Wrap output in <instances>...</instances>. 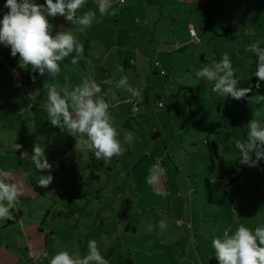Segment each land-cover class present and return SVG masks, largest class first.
Returning a JSON list of instances; mask_svg holds the SVG:
<instances>
[{
    "label": "crops",
    "instance_id": "crops-1",
    "mask_svg": "<svg viewBox=\"0 0 264 264\" xmlns=\"http://www.w3.org/2000/svg\"><path fill=\"white\" fill-rule=\"evenodd\" d=\"M217 1H220L223 6L226 3V0H124L123 3L110 0L111 8L109 12L101 16L99 11L101 0H85L84 6L77 11V15L80 16L83 12L90 10L95 12L96 19H94L92 26L84 32L77 31V26L71 21H66L64 17L46 15L53 37L62 31L70 32L85 48L84 58L80 59L78 64L73 65L71 63V56L64 59L66 61L65 65L60 66L61 71L55 79L65 81L63 74L73 72L68 75L72 83H81L84 79L95 80L96 83L102 82L107 79V75L110 73L109 69L114 70L116 67L112 63L117 62L118 66L125 68L131 66L136 81L140 82L139 71H141L143 65L141 46L145 41L151 42L152 39L158 37L156 33L159 32L160 27L158 25L160 22L162 21L166 25L161 28L162 30L167 28L170 33H173L175 28L183 25L186 19V14L183 13V5L199 2L198 4H202L207 12L208 7H216ZM249 1L252 2V5H250L252 9L254 7L262 9L264 6V0ZM5 2L6 0H0V20L3 18V13L7 11L3 7ZM34 2L44 4L45 0H34ZM113 10H115V13L111 14ZM189 17L187 27H194L192 16ZM181 19L183 22H180ZM207 19V23H211L209 15H207ZM96 20L99 22H96ZM203 25L207 24L203 23L198 27L201 33L204 31ZM148 36L152 38H148ZM170 37L173 38V35L171 34ZM170 37L166 41L168 44L172 43ZM159 44L163 45L165 41L159 42ZM186 44L179 51H184L187 47ZM72 55H75V53ZM198 55L201 59L205 56L202 53ZM0 57L8 65H16L12 68L19 70L20 84L23 81L31 83L33 75H35L36 80L45 81V75L44 77L41 76L38 71L32 73L30 66L22 68L18 63L19 56L17 55L15 58L11 56L10 46L0 45ZM138 65L140 68H138ZM64 67H67L69 71ZM0 69L2 68L0 67ZM9 70L7 76L11 79L12 76ZM152 72L155 75L154 68H152ZM49 77L51 76L49 75ZM3 78L0 73L2 86H4ZM5 87L0 96V105L2 104L5 109L4 119H8L11 110L6 94L10 92V89L8 86ZM178 87L177 93L169 91V94L173 98H178L180 95L184 96L185 93L188 94V105L185 110L176 112L172 106L170 111L166 112L165 106L163 108L153 106L151 100L149 101V98L145 97V103L149 104L150 102L151 107H147L141 114L135 115L133 119H136L132 123L126 125L113 122L119 133L117 138L120 140L122 148L127 150L128 154L134 156L133 163L129 166H126V164L123 167V173L118 172L122 160L119 156H113L105 162L104 160H97L90 152L75 150L74 147L70 148L72 151L75 150L77 154H74V158L81 157V162L77 166L78 171H74L76 176L74 179L71 178V188H77V185L75 187V181L78 182L79 187H82L83 183L90 187L92 184L90 178L95 179L97 185L104 184L105 181L100 176L103 168L106 169L105 176L109 180V184L103 186V189L98 188V196L85 198L88 202L86 205H66L65 203L64 205H39V207H42L38 213L33 212L30 205H16L15 209L19 217L10 221H0V264H49L51 257L60 251H67L74 258H83L88 254L89 241L96 242L98 250L108 261V264H218L212 247L214 238H222L226 230H229V234H232L241 224L253 232L256 227H264V212L261 215L259 214L256 220H253L249 214V205L234 204V183L236 182H231L229 185L225 183H221V185L213 184L217 189L215 191L207 184L209 180L204 177L206 173L212 177L214 172L217 171L220 178L225 180L232 171L233 166L230 160L232 154L227 150L235 147V137L230 132L232 130L230 127H235V124L232 123L237 118H230L226 103L223 100L216 107H213L212 100L208 99L205 105H198L197 109L194 108V104H197L199 98L195 88L193 86L189 88ZM58 91L62 92V90ZM115 93L116 99L120 97L118 90ZM61 94L63 95V92ZM100 95L109 104L110 114L118 115L119 102L115 100L113 103V98L109 99L104 91H101ZM19 100L21 103L24 102L21 98ZM124 101L127 102L128 100ZM20 106H23V104H20ZM28 108H32L31 110L36 115L32 114ZM28 108L20 107L21 115H26L32 120L31 123L38 131L36 139H39L45 133L42 132L40 127L46 128L44 131H48L49 128L51 130L54 126H47L49 125L47 121L49 119L46 106L39 104L36 107L28 106ZM69 111H72L71 107H69ZM137 112L134 114H137ZM36 116L40 117V122L36 121ZM158 116L166 124L171 140L176 141L178 139V142H176V147L172 151L169 146L167 148L168 141L164 137V151L160 154H150L151 163L144 164V158L140 155L141 152L139 154L133 153L132 147L127 146L122 139L126 134L131 133L134 137L132 145L138 137L145 141L152 139V144L157 143L162 133L157 128V126L160 127L161 123ZM43 117H45V121ZM176 121L178 125L175 128ZM8 132L9 130L6 133ZM50 135L52 134L50 133ZM19 139L22 141L23 137ZM62 139L64 141L69 140L70 143L68 144H72V146H74L73 142H76L70 134L67 139ZM209 145L217 148V158L212 159V161ZM18 152L22 153L23 150ZM172 152L174 156H172ZM181 154L186 157L181 156ZM156 158H160V167L164 172L157 184L149 185L147 183L149 169L153 164L156 165ZM163 159H166V163H163ZM72 161L73 159L70 163ZM89 163H92V165ZM112 164H114V167H112ZM244 169L242 165L243 172L239 174V177L245 174ZM10 172L15 173L18 171ZM2 173V170H0L1 175ZM24 173H28L30 187L31 183L35 182L33 174L35 177H40L38 171L30 165L24 170ZM46 173L44 172V175ZM202 176L203 181L200 180ZM96 181L93 183L94 186ZM136 187L150 189L156 194H172V192H175L179 198L177 202H169V205H162L159 208L161 212L163 211L162 215L166 225L163 228L164 233L161 235L159 232L156 234H143L138 228L133 230L134 237L151 238L152 241L150 242L156 244L154 247H151L152 244L146 246L147 250H144V253H139L138 250L134 249L133 238H129V232L131 231L129 226L126 229L125 236L126 240L130 239V241H125L127 245H123L120 237L116 235L117 230H107L108 228L104 225L108 219L106 216L108 214L107 210L116 212L111 208L112 205L102 204L105 199V190L108 191V194L114 195L122 189ZM203 188L210 197L208 196L203 201L196 199L197 202L195 203L187 201V196L190 197L193 193L198 194L199 191L202 193ZM53 191L49 193H53ZM225 197L228 198L229 202L224 200ZM245 199L248 200V198ZM9 211L14 214L13 208ZM24 211L32 212L35 217H40L41 214L45 215L42 222L38 223L37 220L29 221L28 219L32 216L26 218ZM179 221L181 222L180 228L177 226ZM73 223H75V226H73ZM111 251L112 253H109ZM30 252H44L47 253V256L39 261H29L27 254ZM138 255L141 257L139 258Z\"/></svg>",
    "mask_w": 264,
    "mask_h": 264
},
{
    "label": "rangeland",
    "instance_id": "rangeland-1",
    "mask_svg": "<svg viewBox=\"0 0 264 264\" xmlns=\"http://www.w3.org/2000/svg\"><path fill=\"white\" fill-rule=\"evenodd\" d=\"M198 3L183 5V13L186 14V19L183 25L175 28L173 33H170L167 28L162 30L161 28L166 25H164L161 21L158 25V27H160L159 32L156 33L158 37L154 40L152 39L151 42L145 41L143 46H141L143 65L141 67V71H139L140 82L136 81L135 73L131 66L125 68L123 66H118L117 62L112 63V65L115 64L116 67L114 70L109 69L110 73L107 75L106 79L112 80V83L106 85L100 81L97 82L102 91L108 95V98H113V103L115 100L119 102V114L111 115L115 124L128 125L132 123L136 119H133L135 115H139L145 111L144 109L151 107V103L155 106L156 101L161 102L163 106H165L166 112L170 111L172 106L176 112L185 110L188 105L187 100L189 95L185 93L184 96L180 95L178 98H173L169 94V91L177 93L179 88L178 86L185 88L193 86L195 88L199 98L197 99V104H194V101L192 103L196 109L198 105H205L208 99L212 100L213 107H216L217 104L223 100V102L226 103V109L228 110L230 118H237V120L232 123L233 125L235 124V127H230V129H232L230 132H232L235 137V143L237 140L243 141L246 139L247 125L254 118V112L260 113V116L257 117V119L264 123V83L261 84L259 89L255 88L254 85L257 78L252 75L256 70L258 56L254 53H248L245 51L246 46L252 42H259L260 46L264 47V6L262 9H257V7L252 9L250 7L252 2L249 0H226L224 6L220 1H217L216 7H208V11L206 12L203 5ZM190 15L192 16L194 29L200 38L199 43L192 42L188 33L189 27H187V22L190 19ZM207 15L210 16L209 20L211 23H207ZM137 19L139 20V18ZM180 22H183L182 19ZM203 23H206L207 25H203L204 31L201 33L199 32L198 27ZM171 34L173 35V38L170 37ZM168 36L171 38L170 40H172V43H166L167 38H169ZM148 38L152 37L148 36ZM162 41H165V44H159V42L162 43ZM184 44L187 45L185 50L179 51V49L185 46ZM176 45L179 49H175ZM199 53L205 54L203 59L199 57ZM225 53L229 55L235 75L240 81L238 87L252 88V91L249 93V97L253 98L251 103L247 100L237 101L231 97H221L212 91V84L210 82H207L204 79H198L195 76V72L203 65H210L213 62H219ZM65 62V60L59 62L60 66L62 67L65 65ZM155 62H158L159 66L155 68L154 75L152 68ZM12 66L16 65H8L0 57V67L2 68L0 69V73L4 77V86L0 83V96L2 95V91L6 88L5 86H8L10 92L6 94V99H8L7 101L9 102L11 110V113L8 115V119H4L5 109L2 104L0 105V170H2V172L18 171L20 174L15 172L8 178H5L0 174V180H4L6 183H17L18 186L20 185L23 190V195L20 197V202L17 205H30L33 209L32 211L35 213H38L41 210L42 206L39 207V205H64V203L66 205H86L88 202L85 198H89V196H98V188L103 189V186H107L109 184V180L105 176L106 169L103 168L100 174L102 179L105 181L104 184L97 185V181L90 178L92 181V184L90 183V187L86 183H83L82 187H79L78 182L75 181V187L77 185V188H71V178H75L76 175L74 171H78L77 166L81 162V157L78 156L74 158L73 156H75L74 154H76V152L75 150L72 151L70 149L72 147L75 148L76 142H73L74 146H72V144H68L70 143L69 140L64 141L62 138L67 139L69 136L67 129L65 128L62 132L60 128L55 126L51 130L49 128L48 131H44L46 128L44 129L40 127L42 132L45 133H43L42 136L40 135L41 137L39 139H36L38 131L31 123L32 120L29 117L21 115L20 109V107H36L39 104L46 106L47 89L44 87L45 83L49 85L55 84L57 86V90H62V96L73 90L81 83H72V81H70L71 79L68 75H71L73 72L63 74L65 81L57 79L53 80V78L49 77V74L45 72L44 82H41L40 80H35V82L32 80L31 83L23 81L19 86H14L13 79L8 78L7 76V71L9 69L10 74L12 69H17L12 68ZM138 68H140L139 65ZM64 69L69 71L67 67H64ZM121 69H123V71H121ZM74 73L76 74V72ZM122 76H127L129 85L138 89L141 93V98H139L141 100H138L137 114H134L135 112L132 107V102L137 101V99H133L131 94L125 88L116 87L117 82ZM117 90L120 97L116 99L115 91ZM37 91H39V95L36 94ZM145 97L149 98L151 103L149 102V104H146L144 100ZM19 98L23 99L24 102L21 103ZM126 99L128 100L127 102L124 101ZM20 104H23V106H20ZM31 109L32 108H28L32 114H35ZM155 113H157V111H155ZM35 119L37 122H40V117L36 116ZM43 120L45 121V117H43ZM47 121L49 124L47 126H52L50 121ZM159 121L161 122L160 127L156 126L160 129V133L161 131L162 133L157 143L152 144V139L145 141L140 139V137L137 138L133 145L132 142L125 143L130 148L132 147L131 149L133 153L139 154L141 152L140 155L144 158V164L151 163L150 154H160L164 151V137L168 141L167 148L169 146L172 151L176 147V142H178V139H176V141L171 140L169 132L166 129V124L161 119H159ZM147 123L149 124L150 122ZM177 125L178 122L176 121L174 127L176 128ZM8 130L9 132L6 133ZM50 133L52 135H50ZM19 136L23 137L22 141L19 139ZM122 141H124V138ZM14 143L21 144L22 147L20 150L27 152L29 155L33 154V146L35 144H40V146L44 149V155L47 157L48 162L52 165L51 172L48 170H37L31 160H20L19 156L21 153L15 152L12 148ZM227 152L232 154L230 160L233 166V169L227 178H231L230 174L234 173L235 178H231V182H236L234 183V204L242 203V205H249V214L253 220H256L258 215H261L262 212H264V160H261L256 168H249L248 166L243 165L245 168V174H243L242 177H239V174L243 172L242 164L239 162V150L232 147L228 149ZM172 156H174L173 152ZM181 156L186 157L183 154H181ZM119 158L122 160L118 167V172L123 173V167H125L126 164V166L132 164L134 156L133 154H128L127 150H125ZM72 159L73 161L70 163ZM162 161L163 163H166V159H163ZM155 163L160 166V158H156ZM29 165L38 171L40 174L39 176H44V172H47L49 175H52V177L58 180L59 185L53 193H47L45 196H40L32 192L28 181L29 179L27 177L28 174L26 175L24 173V170ZM90 165H92V163ZM112 167H114V164H112ZM139 172L143 173L142 171ZM217 174V171H215L213 175L214 177H211L208 173L204 176L207 180H209L207 181V184H209V186H211L215 191L217 189L213 186V184L221 185L220 180H218V182H214ZM33 177L35 181L38 180V177H35L34 174ZM200 180H204L203 176ZM94 181H96L95 186L93 185ZM116 193L117 194L111 195L108 194L107 190H105V199L102 201L103 205H112L111 208L116 210V212L107 210L108 214L106 216L108 219L104 224L105 227L108 228L107 230H117L116 235L120 237L123 245H127L125 243V241H127L125 234L126 229L129 226L131 230L129 232V238H133V247H135L134 249L138 250L139 253H144V250H147L146 246L148 245L151 246L152 244L153 246L151 247L156 246V244L150 242L152 241L151 238L143 239L140 237H134L133 230L138 228V230L143 234H156L159 232L161 235L164 233V229L160 227V221H164V217L162 215L163 211L161 212L159 208H161L162 205H169V202H177L179 199L177 193L172 192V194H156L150 191V189L143 187L125 190L122 189ZM208 196L210 197V195L203 188L202 193L199 191L198 194L193 193L190 197L187 196V201L195 203L197 202L196 199L203 201L207 199ZM245 198H248V200ZM224 200L229 202L226 197ZM104 201L106 202L105 204ZM5 204H7V202H5ZM15 208L16 207L13 208L14 214L12 215L15 218H18L19 215L17 214ZM24 214L26 215V218L32 216V218L28 219L29 221L37 220L38 223L42 222L45 215L41 214L40 217H35L33 213L29 211H24ZM73 226H75V223H73ZM177 226L180 228L178 223ZM128 241H130V239ZM33 253L43 254L44 252ZM138 257L140 258L141 256L138 255Z\"/></svg>",
    "mask_w": 264,
    "mask_h": 264
},
{
    "label": "clouds",
    "instance_id": "clouds-1",
    "mask_svg": "<svg viewBox=\"0 0 264 264\" xmlns=\"http://www.w3.org/2000/svg\"><path fill=\"white\" fill-rule=\"evenodd\" d=\"M120 2L123 3V0ZM84 4L85 0H45L44 4L35 3L34 0H6L3 7L7 11L0 20V45L10 46L11 56H19L18 63L22 68L30 66L32 73L38 71L41 76L47 72L55 80L61 71L59 62L71 56V63L78 64L84 58L85 48L70 32L62 31L53 37L46 15L64 17L66 21L77 26V31L84 32L96 19L95 12L90 10L77 15V11ZM110 8V0H101V16L108 13ZM114 13L115 10L111 14ZM245 51L258 56L256 70L252 75L257 78L254 87L259 89L264 83V47L259 42H252L246 46ZM195 76L210 82L212 91L221 97H231L237 101L247 100L249 103L253 99L249 97L251 87H238L240 81L227 53L223 54L219 62L203 65L195 72ZM32 80L35 82V75ZM102 83L111 84L112 80H104ZM44 87L47 89L46 107L50 124L60 128L62 132L67 129L68 134L76 140L75 150L90 152L97 160L105 162L113 156L123 154L125 149L117 138L119 133L113 126L109 104L100 95L102 89L95 80L84 79L64 96L55 84L50 86L45 83ZM116 87L125 88L133 99L141 98L139 90L129 85L127 76H122ZM36 94L39 95V91ZM69 107L72 111H69ZM259 116V112H254V118L247 125L246 139L237 140L235 143V148L239 150L240 164L249 168L258 167L259 162L264 160V123L257 119ZM133 138V134L128 133L124 136V142L131 143ZM21 147L18 143L12 145L15 152ZM19 159L31 160L39 171L52 170L40 144L33 146L32 155L22 152ZM163 172L159 164L153 165L149 169L147 183L157 184ZM2 175L8 178L12 173L4 171ZM52 180V175L40 176L37 185L47 188ZM22 195L20 185L0 180V221L15 219L9 210L20 202ZM160 227H166L163 220L160 221ZM88 247V254L83 258H74L67 251H60L51 257L49 264H108L95 241H89ZM212 247L218 264H264V227H256L253 232L241 224L232 234L226 230L222 238H214Z\"/></svg>",
    "mask_w": 264,
    "mask_h": 264
},
{
    "label": "built area",
    "instance_id": "built-area-1",
    "mask_svg": "<svg viewBox=\"0 0 264 264\" xmlns=\"http://www.w3.org/2000/svg\"><path fill=\"white\" fill-rule=\"evenodd\" d=\"M117 1L120 2V0H117ZM123 2H124V0H123ZM188 33H189V36L191 37V41L192 42H194V43H199L200 42V38L198 37L197 32L195 31V29H194L193 26H190L189 27ZM175 49H179V47L176 45L175 46ZM158 66H159L158 62H155L154 65H153V68L155 69ZM11 74H12V79H13V85L14 86H19L20 83H21L20 82V74H19V71L17 69H12ZM138 100H141V99H137V101H133L132 102V107H133V111L134 112H137V109H138ZM155 106H157L158 108H163V104L161 102H159V101H156L155 102ZM230 175H231V178H235L234 173H231ZM231 178H227L228 180L227 179L223 180L217 174V177H216V179H215L214 182H218V180H220L221 183H225L226 185H229L230 182L232 181ZM178 225L180 226L181 225V222H178ZM45 258H46L45 253H43V254H35L33 252H30L28 254V259L29 260H32V261H39V260L45 259Z\"/></svg>",
    "mask_w": 264,
    "mask_h": 264
},
{
    "label": "trees",
    "instance_id": "trees-1",
    "mask_svg": "<svg viewBox=\"0 0 264 264\" xmlns=\"http://www.w3.org/2000/svg\"><path fill=\"white\" fill-rule=\"evenodd\" d=\"M209 149H210V156H211V161H212V159L217 158V148H216V146L212 147L211 145H209ZM47 175H49V174L46 173L44 176H47ZM37 183H38V180L31 183V188L35 194H38L40 196H45L47 193L55 190L59 185L58 180L54 177H53L51 184L47 188H41L37 185ZM109 253H112V251Z\"/></svg>",
    "mask_w": 264,
    "mask_h": 264
}]
</instances>
